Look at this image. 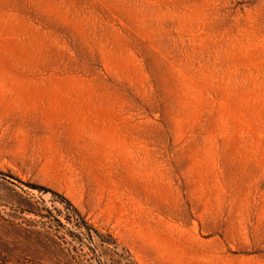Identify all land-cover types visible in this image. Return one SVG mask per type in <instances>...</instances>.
Masks as SVG:
<instances>
[{"label": "rangeland", "instance_id": "rangeland-1", "mask_svg": "<svg viewBox=\"0 0 264 264\" xmlns=\"http://www.w3.org/2000/svg\"><path fill=\"white\" fill-rule=\"evenodd\" d=\"M0 264H264V0H0Z\"/></svg>", "mask_w": 264, "mask_h": 264}]
</instances>
